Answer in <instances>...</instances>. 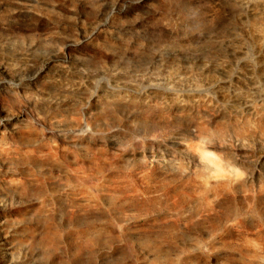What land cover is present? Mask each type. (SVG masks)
<instances>
[{
    "label": "rangeland",
    "instance_id": "1",
    "mask_svg": "<svg viewBox=\"0 0 264 264\" xmlns=\"http://www.w3.org/2000/svg\"><path fill=\"white\" fill-rule=\"evenodd\" d=\"M0 199V264H264V0H0Z\"/></svg>",
    "mask_w": 264,
    "mask_h": 264
},
{
    "label": "bare ground",
    "instance_id": "2",
    "mask_svg": "<svg viewBox=\"0 0 264 264\" xmlns=\"http://www.w3.org/2000/svg\"><path fill=\"white\" fill-rule=\"evenodd\" d=\"M20 10H23V9L20 8ZM49 62H50V60H49ZM49 62L45 63L47 68L51 67ZM45 76L47 77L48 75L45 73V71L42 70L41 74H39V77L43 78ZM37 80H38V78H37ZM42 80L43 79H40L41 82H42ZM6 123L10 124L8 122H6ZM41 203L42 202H40L39 204H41ZM40 206H42L43 208L44 207L47 208L43 204H41ZM6 208H7L6 204H4L3 200L0 199V216H1V214L4 213V210H6ZM45 208H44V210H45ZM116 233H117V231L115 230L114 227H108L107 228V226H106L103 228L101 225H98V226L95 224L88 225L87 228L78 229L74 233L72 238L68 241L67 246H68L69 250H71L73 252H78V251L84 250L85 248L92 246L93 244H97L101 240H105V239L111 238L113 236H116L117 235ZM56 235H57V232L56 231L51 232L50 228H49V231L46 230V232L41 235V238L45 243H50L52 238L54 236L56 237ZM120 240H118V241H120ZM124 243L127 246L128 241L124 240ZM10 251H11L10 241L8 239V236L5 234V232L2 229V221L0 219V255H1V259L3 261H6V262L8 261L9 257L11 256ZM143 252L145 253V251H143Z\"/></svg>",
    "mask_w": 264,
    "mask_h": 264
}]
</instances>
